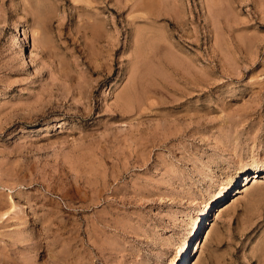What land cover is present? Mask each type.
<instances>
[{"label":"rangeland","instance_id":"rangeland-1","mask_svg":"<svg viewBox=\"0 0 264 264\" xmlns=\"http://www.w3.org/2000/svg\"><path fill=\"white\" fill-rule=\"evenodd\" d=\"M0 264H264V0H0Z\"/></svg>","mask_w":264,"mask_h":264},{"label":"bare ground","instance_id":"bare-ground-1","mask_svg":"<svg viewBox=\"0 0 264 264\" xmlns=\"http://www.w3.org/2000/svg\"><path fill=\"white\" fill-rule=\"evenodd\" d=\"M255 176L258 178V176L256 175V173H255ZM255 176H253V177H255ZM249 184V182H246V184H244V186L246 187L245 189H247V185ZM251 185V184H250ZM252 186V185H251Z\"/></svg>","mask_w":264,"mask_h":264}]
</instances>
